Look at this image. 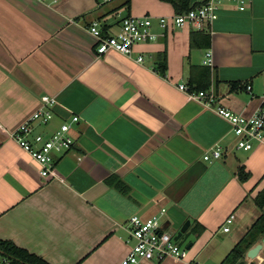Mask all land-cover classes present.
I'll return each mask as SVG.
<instances>
[{"label":"crops","instance_id":"crops-1","mask_svg":"<svg viewBox=\"0 0 264 264\" xmlns=\"http://www.w3.org/2000/svg\"><path fill=\"white\" fill-rule=\"evenodd\" d=\"M126 2L0 0V239L51 264H119L132 246L131 216L166 208L169 231L190 220L186 244L179 242L192 243L187 257L140 264H219L264 210L256 201L264 189V143L238 148L230 120L215 108L250 115L262 102L264 0H250L244 11L223 4L204 30L208 47L190 25H159V16L176 13L171 2ZM143 14L154 16L160 34L135 46L143 61L96 52L94 21L112 34L125 16ZM208 49L212 65L204 64ZM203 66L211 68L209 78ZM208 79L215 107L179 88ZM43 95L57 102L52 120L36 124L37 131H53L73 113L80 118L72 126L75 143L57 157L50 178L13 136L43 106ZM217 145L221 157L206 160ZM244 260L264 264V247L260 257L246 253Z\"/></svg>","mask_w":264,"mask_h":264},{"label":"built area","instance_id":"built-area-1","mask_svg":"<svg viewBox=\"0 0 264 264\" xmlns=\"http://www.w3.org/2000/svg\"><path fill=\"white\" fill-rule=\"evenodd\" d=\"M56 1V0H54ZM231 3L238 10L244 11L250 5V0H204L196 6L172 16H159V25L168 28L171 23L177 26L190 25L196 30H208L218 18L221 6ZM154 16L151 14L128 15L122 19L117 32L103 33L99 21H94L89 30L96 39V52L100 55L108 52H119L136 58L138 62L144 56L135 55V46L143 42L157 40L159 33L153 29ZM204 64H213V53L208 49L205 53ZM179 88L187 92L190 98L203 101L208 106H214L217 97L212 90H193L187 84H180ZM252 86L249 84L248 89ZM43 106L35 111L28 120L20 124L13 132L14 138L21 147L37 160L40 165V174L45 178L56 174L57 157L71 150L75 143L72 126L79 121V115L73 113L70 120L63 121L53 131H37L36 124H48L54 117L56 98L50 95L42 96ZM218 112L230 120L233 131L238 137L237 147L244 150L252 149L254 142L264 143V93L262 102L250 115L235 113L229 108L217 105ZM222 155L220 145L211 153H206L204 158L212 161ZM167 209L162 208L157 214L142 218L138 214L129 220L132 246L128 254L119 264H140L144 260L161 261L168 256L185 259L188 254L186 247L175 240L176 233L163 229ZM235 214L226 219L224 231H229L234 222ZM0 264H30L0 249ZM188 264H197L188 262Z\"/></svg>","mask_w":264,"mask_h":264},{"label":"trees","instance_id":"trees-1","mask_svg":"<svg viewBox=\"0 0 264 264\" xmlns=\"http://www.w3.org/2000/svg\"><path fill=\"white\" fill-rule=\"evenodd\" d=\"M173 4L176 13H181L189 10L190 8L196 6L197 4H191L190 0H166ZM130 0H127L126 4L129 3ZM202 35L206 38V46H210V33L204 32V30H200ZM158 62H159V69L160 72L165 74L167 70V63H166V54H158ZM202 73L206 74L209 78L211 68L209 66H203ZM192 81V80H191ZM194 82L192 84L193 90H207L211 84L210 79L202 81L200 83ZM244 169L242 168L239 173L242 179L247 178V175H244ZM246 176V177H245ZM117 177H112V181L115 185L122 190L123 192L127 191V188L122 180L118 179ZM257 203L260 207L264 208V189L259 194L256 199ZM264 237V210L257 218V220L251 225L245 235L235 243L234 247L229 251V253L225 256V258L219 264H238L241 260H244L246 257L247 251L255 245L260 239ZM0 249L17 257L20 258L30 264H51L46 261L41 256L28 251L25 248L19 247L14 244L12 241L2 240L0 239Z\"/></svg>","mask_w":264,"mask_h":264},{"label":"water","instance_id":"water-1","mask_svg":"<svg viewBox=\"0 0 264 264\" xmlns=\"http://www.w3.org/2000/svg\"><path fill=\"white\" fill-rule=\"evenodd\" d=\"M168 225H170V222H165L163 224V229H168L169 227ZM189 226H190V220H187L178 230V232H176V235L174 236L175 240H179L183 236V234L187 231ZM191 246L192 243L190 242L186 248L189 249ZM263 247H264V238L262 239V241L258 242L248 250L247 257L249 258L260 257V251L263 249ZM238 264H247V262L246 260H241Z\"/></svg>","mask_w":264,"mask_h":264},{"label":"rangeland","instance_id":"rangeland-1","mask_svg":"<svg viewBox=\"0 0 264 264\" xmlns=\"http://www.w3.org/2000/svg\"><path fill=\"white\" fill-rule=\"evenodd\" d=\"M185 237H186V236L184 235V236H182V237L179 239V242H180V243L182 242L183 245L186 244V243H185V241H186V240H185V239H186Z\"/></svg>","mask_w":264,"mask_h":264}]
</instances>
